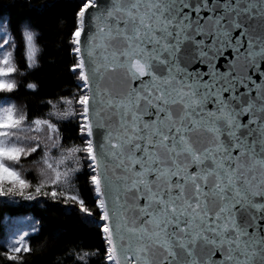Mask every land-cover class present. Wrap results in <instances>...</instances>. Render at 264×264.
<instances>
[{"label":"snow or ice","instance_id":"6c2138e0","mask_svg":"<svg viewBox=\"0 0 264 264\" xmlns=\"http://www.w3.org/2000/svg\"><path fill=\"white\" fill-rule=\"evenodd\" d=\"M40 40L0 15V198L73 205L105 264H264V0H81L75 90L34 115L12 94ZM35 223L0 255L23 264Z\"/></svg>","mask_w":264,"mask_h":264},{"label":"trees","instance_id":"16d2710c","mask_svg":"<svg viewBox=\"0 0 264 264\" xmlns=\"http://www.w3.org/2000/svg\"><path fill=\"white\" fill-rule=\"evenodd\" d=\"M81 0H0V15L13 21L17 35L25 21L39 29L40 43L43 48L40 65L26 70L23 76L17 75L21 87L12 95L18 106L31 114L41 115L47 111V99L74 91L78 82L71 72L75 62L70 44L75 13ZM23 53L18 55V61ZM37 84L35 92L27 89L26 84ZM69 135H75L69 133ZM70 143H79L73 140ZM24 161L22 174L33 183L38 182L39 165ZM19 170V169H18ZM82 195L91 199L93 193L88 183L87 169L80 174L78 185ZM41 202L21 201L10 203L0 198V252L6 251L4 241L12 233L28 230L33 221L38 229L27 238L32 249L23 256V264H82L75 259L77 252H96L89 257V264H105L103 251L106 245L102 233L95 227L82 222V215L69 211L73 205H65L62 199L53 201L50 197H39ZM0 264H14L0 255Z\"/></svg>","mask_w":264,"mask_h":264},{"label":"rangeland","instance_id":"374dc122","mask_svg":"<svg viewBox=\"0 0 264 264\" xmlns=\"http://www.w3.org/2000/svg\"><path fill=\"white\" fill-rule=\"evenodd\" d=\"M50 198H51V197H50ZM5 200H6L7 202L12 203V202H11V198H5ZM21 201H24V200H19V199H18V202H21ZM36 201L41 202L40 199H37ZM18 202H17V203H18ZM29 202H34V201H29Z\"/></svg>","mask_w":264,"mask_h":264}]
</instances>
